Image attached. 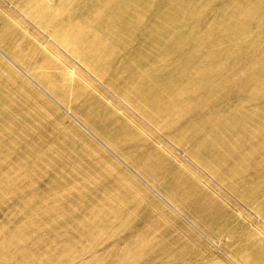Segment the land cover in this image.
<instances>
[{
    "label": "rangeland",
    "instance_id": "1",
    "mask_svg": "<svg viewBox=\"0 0 264 264\" xmlns=\"http://www.w3.org/2000/svg\"><path fill=\"white\" fill-rule=\"evenodd\" d=\"M112 1L0 0V264H264V0Z\"/></svg>",
    "mask_w": 264,
    "mask_h": 264
},
{
    "label": "bare ground",
    "instance_id": "2",
    "mask_svg": "<svg viewBox=\"0 0 264 264\" xmlns=\"http://www.w3.org/2000/svg\"><path fill=\"white\" fill-rule=\"evenodd\" d=\"M119 0H113L112 2H116ZM98 2V1H96ZM50 3V2H49ZM149 2L147 0H124L123 2H119V6L120 7H110V10H116L117 13H118V16H117V19H116V26H117V31H118V27L119 25H131V24H134V25H137L139 23V19H138V15L136 13H140V12H150L153 10V7H147V4ZM166 15L164 14V17ZM58 18V17H57ZM177 17L173 18L172 17V22L171 23H174L175 26L174 27H179V24H182L183 22L182 21H176ZM181 22V23H180ZM73 26V25H72ZM75 27V26H73ZM136 28V26H135ZM139 28V27H137ZM155 29H159V37H163V35L165 36H173V37H176L178 39L177 42L178 44L176 45H179L180 43H183L185 42L186 38H189L190 39V36L188 34H178L175 33L174 31L170 30L167 28V25H164V26H161V25H156L155 26ZM70 33H73L75 35L76 38H78V41L80 42V44H78L81 48V50H85V51H88V50H94L95 52H99V50H101L102 48V45L101 44H96L94 43L93 41L91 40H83L81 39L82 38V31L77 29V30H71V29H67ZM176 30V28H175ZM124 31V30H123ZM135 31V29H134ZM92 32V30H91ZM177 32V31H176ZM122 33V35L124 33H127V32H120ZM163 34V35H162ZM150 35V32H148L146 29H144L140 35H139V38L142 39V40H145L148 38V36ZM156 41V40H155ZM155 41H152L150 43V41L147 42L146 45L140 47V50L142 51V49H149L151 50L152 49V43L155 42ZM95 47H99V48H95ZM156 52L158 53H161L162 54V57L168 62L167 58L165 57L164 54H166L167 56H170V54H176L178 53L179 56H181L182 53H180V48L179 47H174V46H161V47H158L155 49ZM188 60H191L193 57H194V53H191V51L188 53ZM160 64V63H159ZM171 64H168L166 69H169V71L167 72V74L169 73L170 76H172V74H176V72H179L181 73V71L184 69L180 66L176 67V69H180V71H171V67H170ZM107 67V66H106ZM116 69V68H115ZM113 68V70H115ZM116 70H119V69H116ZM115 70V71H116ZM140 74L137 73V74H134V75H131L130 79L128 81H126L125 83H123L124 85L122 86H117L116 83H115V79L112 78L110 81V83L114 86H116V88H118L119 90H124V91H129L133 94V100H136V99H143L145 100V98H147L148 100L150 101H153V99H158V101H162L164 99V97H167V94H166V91H161L162 95L160 92H157V91H154L152 88H151V83L150 81L148 80H141L140 78ZM159 80H161V82H163V79L165 78L164 76L160 75L157 77ZM177 80V84L178 85H182V86H186L188 85L191 89L193 87V82H191V77H189L188 75H185L184 73L181 74V76H179L178 78H176ZM264 84V82H259L257 86H260ZM212 86L213 85H197L195 86L194 89H198L201 90V89H212ZM165 88V86L163 87ZM204 96L203 95H198L196 96V104L197 105H202L203 102H202V98ZM153 98V99H152ZM175 104V103H174ZM158 107L161 108V105L160 103H158ZM159 108H154L153 111L156 113L157 111L161 110ZM191 111H193V108H191ZM146 114L148 115V117H151V115L146 112ZM205 139L203 138L202 140H199V145H198V148H201L203 146H206L209 144V141L207 140L206 142H204Z\"/></svg>",
    "mask_w": 264,
    "mask_h": 264
}]
</instances>
